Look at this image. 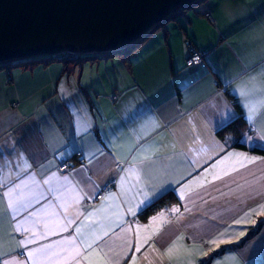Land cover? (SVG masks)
Masks as SVG:
<instances>
[{"label": "crops", "instance_id": "obj_1", "mask_svg": "<svg viewBox=\"0 0 264 264\" xmlns=\"http://www.w3.org/2000/svg\"><path fill=\"white\" fill-rule=\"evenodd\" d=\"M176 14L128 57L104 54L69 65L35 58L0 69V149L15 146L22 157L5 152L13 163V185L28 181L24 192L30 205L18 206L13 214L2 199L0 252L5 255L0 260L32 264L27 252L49 245L63 256L60 250L71 247L64 242L74 239L92 261L101 259L102 254H96L101 248H111L109 257L120 264H132L133 256L136 264H264V216L251 213L264 199L248 196L250 188L264 184V156L234 147L261 146L264 141L258 138L259 128L247 123L238 93L231 94L238 73L264 71V0H202ZM189 43L203 57L196 65L187 64ZM225 82H231L227 90ZM225 103L234 113L226 124L238 116L245 121L240 135L218 134L226 126H220ZM139 112L144 115L129 118ZM152 114H162L165 126L145 135L141 126ZM84 122L89 127L81 133ZM141 135L139 144L176 145L164 150L174 157L173 167L164 175L149 173L152 187L145 190L152 202L170 190L177 200L145 219L137 217L145 208L138 205L143 197L120 188L124 157H131L128 149ZM229 152L255 158L256 163L205 182V177L212 180L213 173L231 167L232 161L220 164ZM25 162L30 165L26 170L16 167ZM64 162L69 169H60ZM197 180L205 186L181 200V187ZM5 191L7 187L0 189V197ZM109 195L112 199L105 200ZM130 207H136L135 216L128 213ZM174 207L178 213L170 211ZM160 212L166 216L148 227ZM89 213H95L91 219L96 224L86 219ZM17 226L28 231L17 232ZM93 231H108L92 246L96 252L81 243L89 242ZM138 239L143 246L136 252ZM213 239L232 243L221 244L219 250L207 243ZM22 241L26 246H20ZM57 259L44 264H56Z\"/></svg>", "mask_w": 264, "mask_h": 264}, {"label": "water", "instance_id": "obj_2", "mask_svg": "<svg viewBox=\"0 0 264 264\" xmlns=\"http://www.w3.org/2000/svg\"><path fill=\"white\" fill-rule=\"evenodd\" d=\"M201 1L0 0V66L60 53L109 55L133 48L169 17Z\"/></svg>", "mask_w": 264, "mask_h": 264}, {"label": "snow or ice", "instance_id": "obj_3", "mask_svg": "<svg viewBox=\"0 0 264 264\" xmlns=\"http://www.w3.org/2000/svg\"><path fill=\"white\" fill-rule=\"evenodd\" d=\"M198 60V58H197ZM246 77V78H245ZM234 80L237 84L236 88L231 89V94L236 97L237 93L239 99L237 103L241 105L242 108L246 110L245 119L247 123L252 128H259L258 138L261 141H264V71L257 73L255 75H248L247 71L238 73ZM231 87V82H225V89H229ZM224 110L226 115L220 122V126H223L228 121L234 118V113L231 108L225 103ZM143 112L132 113L129 117L132 120H135L137 116H143ZM161 116H157L156 114H152L149 116L144 123L142 124V129L144 134L147 135L150 132H155L157 129H161L165 126L162 123ZM89 125L84 122L81 123L79 131L81 133H85L88 130ZM175 135V132L173 133ZM144 139V136L141 135L136 144H133L128 151L133 154L131 157H124V162H126V167L120 168V171L123 173L120 177V188L121 192L133 191L136 190L143 199L138 201L139 206L147 207L152 203L149 199V191L145 190V187L148 186L151 188L150 181L146 178L147 175L151 172H159L161 175H164L168 172L170 168L173 167L174 157L172 155L165 154L164 150L171 147L175 149L176 145H157L155 142L149 144L145 141L144 144H139V140ZM248 140H253V137L249 136ZM264 147V145H261ZM204 149H201L203 151ZM7 151L8 155L16 153V148L13 146L10 150L0 149V189L7 187V191L2 193V197H0V203H2V199H7V209L11 210L13 214H16L18 211V206H23L27 208L30 206L25 203L27 197L24 192V189L28 186V181H21L20 183H16L13 185L12 175H13V163L11 160L7 158L5 152ZM17 158H21L19 153H16ZM261 160H264V157H260ZM229 161H232V165L230 168L222 170L221 173H213L212 180H207V177L204 178V181L207 183H212L215 180H221L225 176L231 175L232 172L239 171L240 168H246L249 164H255L256 159L247 157L246 155L240 153L229 152L227 156L224 157L223 160L220 161V164H227ZM238 165V167H237ZM19 167L21 171L26 170L30 165L26 162L23 165H16ZM217 165H213V169H215ZM4 169L8 170V175H4ZM15 175H19V173H15ZM262 178H264V173H262ZM55 179V175L49 177L44 181L45 184L50 183ZM66 179V178H65ZM32 183H35L33 180ZM247 183V182H246ZM195 185V187H193ZM205 186L204 182L200 180L192 181L190 184H185L180 189V199L184 200L187 196H190L193 192H195L198 188H203ZM244 187V186H238ZM162 194V193H161ZM248 196L250 199H255L257 196L264 199V184L260 185L259 189H252L248 192ZM105 200L112 199V196L104 197ZM79 202L78 200L76 201ZM188 209H185L187 211ZM99 211V210H98ZM172 213H178L179 208H172L170 210ZM128 213L130 215H136V207H130L128 209ZM251 213H255L256 215L264 216V203H260L257 208L251 209ZM248 213L246 215H249ZM95 213H89V216L86 219H90L91 224H96L97 221L95 219H91ZM117 217H119V213H115ZM166 216L165 212H160L157 216H153L149 222L150 227L153 223H155L158 219H162ZM243 219V218H242ZM122 223V221H119ZM254 222V221H253ZM71 221H69V226L71 225ZM236 223H241V220H237ZM88 227V225H85ZM17 232L20 231H28V229L23 228L21 226H17L15 229ZM66 230V229H62ZM127 231H131L128 229ZM77 235H82L81 229H76ZM35 235V233H33ZM108 235V231H102V234H98L97 231H93L91 233V239L89 242L85 243V241H81L82 244H85L86 249H92L93 252H96L95 249L92 248L94 244L98 241L102 240L105 236ZM221 236L224 233L220 234ZM240 235H244L243 232ZM137 237L139 238V229L137 230ZM34 242V241H30ZM147 240L145 239L144 243ZM71 247L62 248L60 251L65 252L66 255L61 256L59 252L51 251V246L47 247H39L36 249H31L27 252V257L32 261V264H44L45 261L51 260L53 257H58L56 264H81V260H88L89 264H120L119 259L113 261L109 257V252H112V249L109 248L108 251H105L103 248L99 250L96 254L101 256V259L98 261H92L89 259V255H85L80 247L75 246V240L70 239L64 242ZM128 245L131 246L132 242L127 241ZM207 243L214 245V248H220L221 244L232 243L231 240H223V239H213L207 241ZM21 247L26 246L25 242H21ZM143 246L142 243L137 242L135 251L139 252L140 248ZM214 250V249H213ZM171 252V249H169ZM5 253L0 252V256H4ZM127 255V252H125ZM207 255V253H205ZM0 264H23V262L16 261L15 258L12 259H2L0 260ZM132 264H136L135 256L132 258Z\"/></svg>", "mask_w": 264, "mask_h": 264}, {"label": "trees", "instance_id": "obj_4", "mask_svg": "<svg viewBox=\"0 0 264 264\" xmlns=\"http://www.w3.org/2000/svg\"><path fill=\"white\" fill-rule=\"evenodd\" d=\"M182 13V10L179 11L175 16L179 15ZM174 16V15H173ZM173 16L169 17L168 20L172 19ZM214 20V19H213ZM167 21V20H166ZM211 24V23H210ZM215 24V22H214ZM214 24H211V25H214ZM161 26V25H160ZM153 33V32H152ZM152 35V34H151ZM151 35L147 36V38L145 40H143L141 43L135 45L133 48H127V49H124L122 50L120 53L122 54H126L127 57L131 54H133ZM193 50H196V48H194L193 44L192 43H189L188 44V55L190 52H192ZM198 51V50H196ZM199 52V51H198ZM201 53V52H200ZM102 55H90V56H80L78 57L76 60H62V61H59V60H55L54 57H41L39 60H41L42 63H48V62H54V61H59V62H64V63H69V62H73L74 63H77V62H80L82 61L83 59L85 58H94V57H101ZM54 58V59H53ZM31 62H34V61H31ZM29 62V63H31ZM18 62H14L13 65L17 64ZM21 64V63H19ZM189 65H193V64H189ZM11 65H8V66H0L2 68H6L8 69ZM245 121L243 120V118L241 116H238L237 118H235L233 121L229 122L228 124H226V126H224L223 128H221L220 130H218V134H220L221 136V133L223 131H225L226 133H234V134H237V135H240L243 131V129L245 128ZM222 137V136H221ZM234 147L236 148H240V149H245V150H250L251 152H254L256 154H259V155H263L264 156V147H261V146H253L251 148H248L245 144L243 143H235L234 144ZM177 200V197L175 195V193L173 191H168L166 192L163 196H161L160 198L154 200L150 205H148L147 207H145L142 211H140L137 215L138 219H145L146 217H148L149 215H152L153 213H155L156 211H158L159 209H161L162 207L166 206V205H169V204H172L173 202H175ZM208 262H204L203 264H207Z\"/></svg>", "mask_w": 264, "mask_h": 264}, {"label": "built area", "instance_id": "obj_5", "mask_svg": "<svg viewBox=\"0 0 264 264\" xmlns=\"http://www.w3.org/2000/svg\"><path fill=\"white\" fill-rule=\"evenodd\" d=\"M205 16L207 18H209L210 20V23L211 24H214V20L213 18L211 17V15L209 13H205ZM83 54H73V53H60V54H57V55H54V56H46V57H54L55 60H59V61H62V60H76L78 57L82 56ZM53 58V59H54ZM198 58V60H197ZM202 54L196 50H193L192 52L189 53L188 55V58H187V64H193V65H196L198 63H200L202 61ZM70 167V164L69 162H64L61 164L60 166V169L62 170H67L69 169ZM109 186H107L106 188H108ZM105 188V189H106ZM100 194H98V198H99Z\"/></svg>", "mask_w": 264, "mask_h": 264}, {"label": "rangeland", "instance_id": "obj_6", "mask_svg": "<svg viewBox=\"0 0 264 264\" xmlns=\"http://www.w3.org/2000/svg\"><path fill=\"white\" fill-rule=\"evenodd\" d=\"M204 17L208 20V22L210 23V20H209V18H207L206 16H205V13H204ZM121 51H118V52H114V53H112V54H109V55H115V57L116 56H122V57H127V55L126 54H122V53H120ZM89 54H83L82 56H84V57H86V56H88ZM81 56V57H82ZM83 58V57H82ZM87 59H89V58H87ZM66 64H73V62H69V63H66ZM75 64V63H74ZM219 250L221 249V248H218Z\"/></svg>", "mask_w": 264, "mask_h": 264}]
</instances>
